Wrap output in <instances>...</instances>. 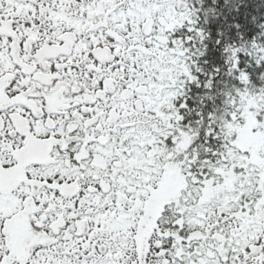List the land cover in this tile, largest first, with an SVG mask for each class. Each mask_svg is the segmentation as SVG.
<instances>
[{
    "label": "snow or ice",
    "instance_id": "obj_1",
    "mask_svg": "<svg viewBox=\"0 0 264 264\" xmlns=\"http://www.w3.org/2000/svg\"><path fill=\"white\" fill-rule=\"evenodd\" d=\"M0 264H264V0H0Z\"/></svg>",
    "mask_w": 264,
    "mask_h": 264
}]
</instances>
